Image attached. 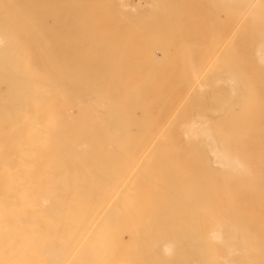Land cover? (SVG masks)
Masks as SVG:
<instances>
[{
	"label": "bare ground",
	"instance_id": "obj_1",
	"mask_svg": "<svg viewBox=\"0 0 264 264\" xmlns=\"http://www.w3.org/2000/svg\"><path fill=\"white\" fill-rule=\"evenodd\" d=\"M0 264H264V0H0Z\"/></svg>",
	"mask_w": 264,
	"mask_h": 264
}]
</instances>
